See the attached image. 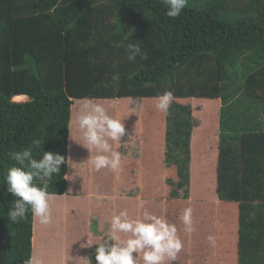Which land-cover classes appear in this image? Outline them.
Here are the masks:
<instances>
[{
  "label": "trees",
  "instance_id": "1",
  "mask_svg": "<svg viewBox=\"0 0 264 264\" xmlns=\"http://www.w3.org/2000/svg\"><path fill=\"white\" fill-rule=\"evenodd\" d=\"M230 2L188 0L180 16L170 18L161 0H0V264L41 261L47 246L38 222L33 238L31 212L16 223L8 219L14 197L4 177L16 165L12 154L42 138L34 158L51 151L68 160L49 182L51 196L64 195L67 185L87 192L91 186L75 171L81 150L73 135L68 150L69 124L78 112L71 117L73 101L156 98L169 89L188 103L174 100L165 117L164 162L177 178L166 179L169 196L189 194L196 124L189 101L215 99L219 105L208 104L207 112L218 119L215 197L235 203L237 264H264V120L249 114L260 101L264 106V0H247L236 13ZM129 43H139L147 59L127 60ZM17 95L28 99L13 101ZM206 121L192 140L190 184L197 197L209 191L213 164L198 154L212 142L201 134L209 129ZM60 214L51 221L57 218L65 249L73 224L65 225Z\"/></svg>",
  "mask_w": 264,
  "mask_h": 264
},
{
  "label": "rangeland",
  "instance_id": "2",
  "mask_svg": "<svg viewBox=\"0 0 264 264\" xmlns=\"http://www.w3.org/2000/svg\"><path fill=\"white\" fill-rule=\"evenodd\" d=\"M105 1L107 2L108 0ZM246 1L231 0L232 11L236 13L237 9L244 7ZM23 100L26 99L23 98ZM93 101L103 103L110 115L124 117L123 123L126 135L119 142L118 148L113 144L114 149L121 153V167L115 172L109 169L95 171L90 160L91 156L96 154L95 150L89 151L83 146L84 141L75 125V118L74 121L70 122L68 150L71 141L70 136L73 135L76 138L75 143L78 144L81 150V155L78 154L77 156L75 165L77 169L75 171L79 169L78 171L85 177L84 179L91 186V189L86 192L79 187L70 189L67 185L68 192L65 197L56 198V196L52 195L56 199H52L50 202L54 204L50 205L51 215L54 216L58 212L61 213L60 215L65 213V222L68 224L67 220H71L72 222L69 221V224H73V226L69 225V232H66L67 247L62 250V254L65 256L61 264H86V258H91L92 264H96V245L93 243L98 244L102 237L111 234V217L119 214L122 210H127L131 218H140L144 211H148L157 216H163L169 223L176 226L177 235L182 241L183 247L172 264H237V236L236 231H234V226L237 222L235 203H229L230 205L222 204L215 197V189L212 190L214 174L211 172L210 184H206L209 191H200V197L193 195L191 192V184L193 182L191 173H194V168L192 167L193 163L189 160L188 167L191 164L189 169L191 184L189 183L188 198L172 199L169 196L171 187L166 184V179L172 177L170 179L176 182L177 178L174 168L166 166L164 162V134L163 141L160 140L159 136L155 140L156 146H154V142L149 145V128L151 130L155 129L162 137V132L165 133L166 126V115L155 108V98ZM16 102H22V100H16ZM177 102L188 104L184 99L177 100ZM191 102L189 101V104L196 123L193 129L195 130L196 128L198 130L200 128L198 132L203 130V120L207 119L208 121L206 122L210 123L207 131H211L213 129V119L211 120L207 116V102L199 100ZM81 103L82 100L73 101L74 107L72 106L71 117H73L74 109L78 111ZM262 104L263 102L260 101L258 109L254 108L257 109V112H254L253 109L249 112L250 115L256 117L259 121L264 120V106ZM135 115L139 116V119L135 118ZM192 144L193 142L189 146L190 159ZM211 149L212 152H215V148ZM198 151L200 152L199 154L204 152L200 149ZM206 153L208 154V152ZM143 154L156 155V161L153 166H147L145 175H141L138 178L139 171L134 168V164L132 166L131 164ZM80 157L81 160H78ZM211 158H213V155L209 154L207 158H204V161L207 162ZM82 160L84 161L81 162ZM139 161H136V164ZM141 167L142 162H139L138 168L141 169ZM153 175L157 177L156 180ZM77 178L82 179L78 175ZM203 189L206 188L203 187ZM179 192L181 193V191ZM89 204H91L89 214L80 213V210L86 209ZM66 207L67 211H65ZM134 207L137 209L135 212L133 210ZM189 207L192 209V231L190 232L185 230V225L180 219L184 209ZM83 212L85 211L83 210ZM34 219L37 226V220L35 217ZM49 224L42 225V232L45 234L47 246H45L46 249L42 248L40 258L43 264H59L61 262H58L59 259L57 258L59 250L57 253L55 252V255H53L52 251L49 252L50 254H47L46 251L54 248L57 242L56 239H63L64 237L61 236L63 237L61 238L59 236L61 231L57 227V218L53 219L51 224ZM75 225L77 226L76 229H74ZM49 228L51 231L48 230ZM34 229L33 233L35 234ZM48 232H54L56 239ZM37 234L38 232L33 235V238H37ZM88 235H90V238ZM209 235L215 237L214 246L207 240ZM120 236L125 238L122 233ZM86 237L90 239L87 243L83 240ZM73 240H75L74 243H72ZM46 243L44 242V245ZM139 256L137 259L139 264H142L141 255Z\"/></svg>",
  "mask_w": 264,
  "mask_h": 264
},
{
  "label": "clouds",
  "instance_id": "3",
  "mask_svg": "<svg viewBox=\"0 0 264 264\" xmlns=\"http://www.w3.org/2000/svg\"><path fill=\"white\" fill-rule=\"evenodd\" d=\"M161 2L170 18L179 17L188 4V0ZM138 56L147 59V53L142 50L141 45L127 44V60L135 61ZM173 99V92L165 90L155 98V108L168 115ZM123 118L110 115L103 103L94 102L88 97L83 98L79 105L75 125L84 141L83 146L89 151L95 150L96 154L91 158L95 171L109 169L115 172L120 169L121 153L114 149L113 144L118 148L119 142L126 135ZM41 145L42 138H37L30 147L13 153L12 159L16 161V165L10 167L4 177L8 185L7 191L14 197L8 210V219L14 223L26 219L29 212L39 224L51 223L49 182L54 175L60 173L61 165L68 163V160L51 151H43L39 159L34 158L33 150L41 149ZM67 169L66 166V171ZM180 219L185 230L192 231L190 207L184 209ZM110 227L111 234L102 237L98 244L93 243L96 245V264H139L138 254L141 255L142 264H172L183 247L176 226L163 216L148 211H144L140 218H131L127 210H122L111 217ZM121 233L125 238H121ZM207 240L215 245L214 236L209 235ZM29 264H41V261L32 258ZM86 264H92L91 258H86Z\"/></svg>",
  "mask_w": 264,
  "mask_h": 264
},
{
  "label": "crops",
  "instance_id": "4",
  "mask_svg": "<svg viewBox=\"0 0 264 264\" xmlns=\"http://www.w3.org/2000/svg\"><path fill=\"white\" fill-rule=\"evenodd\" d=\"M17 96H21V97H24L25 95H17ZM17 96H15V97H17ZM14 98V97H13ZM15 99V98H14ZM25 99L27 100L28 98H27V96L25 97ZM26 100H23L22 99V102H24V101H26ZM173 100H175V101H177V100H181V98L180 99H177V98H174ZM13 101H16V100H13ZM191 101H197V100H191L190 99V103H192ZM203 102H207V105L209 104V105H211V103L212 104H214V105H219V101H217V100H215V99H212V100H210V99H205V100H203ZM217 112V111H216ZM213 127V129L211 130V131H205V133H201L204 137H209L210 139H212V142L210 143L211 145H210V147H209V149H208V146H207V151H204L202 154H199V152H198V154H199V156L200 157H207V153L206 152H209L210 154H212L213 155V164H212V173L214 174V180H212L213 181V184H212V190H214V187H215V166H216V157H217V154H218V150H217V142H218V138H217V133H218V119H217V115L215 114V116L213 117V125H212ZM200 129V128H199ZM198 129V130H199ZM198 130H196V128H195V130L193 129L192 130V133H191V141H190V143L192 142V140H193V138H194V135H195V131H198ZM154 131H156L155 129H150L149 128V136H150V139H149V145H151L153 142H154V146H156V135H155V133H154ZM163 132H162V137H161V135H160V140H162L163 141ZM163 143V142H162ZM163 146H164V144H163ZM215 146V147H214ZM150 148H152V147H150ZM211 148H215L214 150H215V152H212V149ZM191 156H192V154H191ZM156 159V155H153V154H149V155H147V154H143V155H141V156H139L138 157V159L136 160V161H139V162H142V167H141V169H139L138 168V166H139V162H138V164H136V161H133L132 162V164H131V166L134 164V168H137V171H139V173H138V178H140V176L141 175H145V173H146V168H147V166H153L154 164H155V160ZM84 160H82L81 162H83ZM190 161H191V159H190ZM190 167H191V164H190ZM192 167H193V165H192ZM149 168V167H148ZM79 170V169H78ZM66 174H67V171H66ZM77 174H78V177L80 176L82 179H84L85 177H83L82 175H81V173H80V171H77ZM66 176V175H65ZM154 176V178H155V175H153ZM209 185V184H208ZM80 188V187H79ZM81 189V188H80ZM81 191V190H80ZM67 192H68V189L66 190V193L64 194V195H62V196H57V195H55L56 196V198L57 197H65L66 196V194H67ZM215 196H216V194H215ZM65 211H67V207H66V210ZM64 215H66V214H64ZM67 222H69L68 220H67ZM34 225H35V219H34V222H33V229H34ZM65 225H68L67 223L65 224ZM89 236V238H90V235H88ZM56 239V238H55ZM62 239H56V243H55V247L51 250H48V251H46V253L47 254H50L49 252L50 251H52V253H53V255H55V252L57 253V251L59 250V256L57 257V258H60L61 256H60V254L62 255V250H64V246H63V243H62V241H61ZM90 239H88V241H89ZM33 241V240H32ZM32 245H33V243H32ZM45 249H46V247H45ZM33 251H34V248H33ZM47 257H48V255H47Z\"/></svg>",
  "mask_w": 264,
  "mask_h": 264
},
{
  "label": "bare ground",
  "instance_id": "5",
  "mask_svg": "<svg viewBox=\"0 0 264 264\" xmlns=\"http://www.w3.org/2000/svg\"><path fill=\"white\" fill-rule=\"evenodd\" d=\"M26 96H24V97H21V96H17V97H14V98H12L13 100H22L23 98H25Z\"/></svg>",
  "mask_w": 264,
  "mask_h": 264
}]
</instances>
